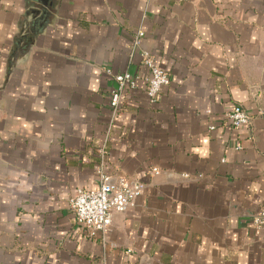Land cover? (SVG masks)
I'll list each match as a JSON object with an SVG mask.
<instances>
[{
	"label": "crops",
	"instance_id": "1",
	"mask_svg": "<svg viewBox=\"0 0 264 264\" xmlns=\"http://www.w3.org/2000/svg\"><path fill=\"white\" fill-rule=\"evenodd\" d=\"M99 168L143 190L89 237L70 202ZM260 208L264 0H0V264H264Z\"/></svg>",
	"mask_w": 264,
	"mask_h": 264
},
{
	"label": "built area",
	"instance_id": "2",
	"mask_svg": "<svg viewBox=\"0 0 264 264\" xmlns=\"http://www.w3.org/2000/svg\"><path fill=\"white\" fill-rule=\"evenodd\" d=\"M143 35V29L136 30L132 39L134 49L140 48ZM139 55L143 66L148 70L146 95L151 103H155L161 89L169 84L170 79L167 72L155 63L150 51L140 48ZM114 80L116 88L112 91L109 100L113 115L111 121L114 120L113 117L120 109L124 89L135 87L134 75L130 72L118 73L114 76ZM223 116L234 128L250 122L249 114L237 104L225 111ZM213 128L214 126L211 125L210 129ZM100 153H104L103 148ZM142 190L141 182L119 173H105L99 168L96 187H79L71 199L75 221L85 229L89 237H95L97 233H104L112 222V215L123 213L129 209ZM252 225L256 230L264 228V208L253 213Z\"/></svg>",
	"mask_w": 264,
	"mask_h": 264
}]
</instances>
